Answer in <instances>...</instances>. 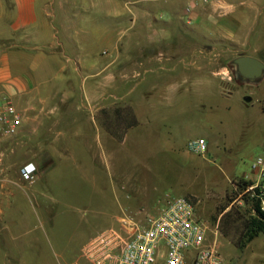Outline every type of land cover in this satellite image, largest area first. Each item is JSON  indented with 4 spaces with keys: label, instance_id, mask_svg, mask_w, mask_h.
<instances>
[{
    "label": "rangeland",
    "instance_id": "rangeland-1",
    "mask_svg": "<svg viewBox=\"0 0 264 264\" xmlns=\"http://www.w3.org/2000/svg\"><path fill=\"white\" fill-rule=\"evenodd\" d=\"M167 1L177 16L182 15L183 0ZM128 8L121 31L109 34L112 39L118 38L119 45L132 41L142 30L126 17ZM166 12L164 19L171 21L165 34L170 44L161 42L158 49L146 46L140 51V58L162 56L153 62L139 60L135 66L116 64L113 70L136 68L139 74L103 81V150L96 162L87 152L93 128L84 110H78L77 116L82 119L72 130L58 126L46 131L56 144L53 167L24 188L28 196L25 205L28 220L40 221L42 234L50 239L57 264L74 260L84 264L85 242L103 228H119L117 219L122 216L125 197L151 192L160 197H189L196 215L208 226L209 240L219 243L226 264H264V231L242 249L235 243L243 221L252 214L242 179L252 175L251 162L264 148V70L257 78H244L234 59L248 53L264 64V49L256 54L244 45L247 30L259 24V19L249 17V11L239 7L233 19L240 23L230 40L215 38L207 5L196 9L190 23L184 17L177 21ZM261 26L264 29V23ZM180 46L187 54L179 64L175 59L167 61L166 56H175ZM112 48V41H103L107 52L100 59L113 57ZM131 54L135 57L139 52L131 50ZM162 64L175 65V70L163 71ZM78 74H85L84 67L76 74L71 106L81 105ZM116 111L127 120L120 121L119 116L115 120ZM198 137L209 142L204 156L188 148V142ZM17 138L19 134L9 137L7 144L11 146ZM32 143L16 144L12 151L13 146L6 145L9 148L3 153L10 157L11 176L22 178L20 169L27 158L35 160L38 155L48 159L46 146L44 151ZM4 148L0 146V150ZM162 205L159 201L156 209ZM229 218L233 219L230 223ZM225 229L228 234H224Z\"/></svg>",
    "mask_w": 264,
    "mask_h": 264
},
{
    "label": "crops",
    "instance_id": "crops-1",
    "mask_svg": "<svg viewBox=\"0 0 264 264\" xmlns=\"http://www.w3.org/2000/svg\"><path fill=\"white\" fill-rule=\"evenodd\" d=\"M127 3L132 6L126 7ZM221 4L227 8L220 15L217 8ZM241 6L249 11V17L259 19V24L254 23L247 30L248 41L244 43L250 52L259 54L264 49L261 26L264 0H220L207 5L212 33L215 38L233 40L240 23L234 21L236 10ZM126 8L129 12L126 17L143 31L132 37L134 41L119 45L118 38L112 39L109 34L117 35L121 31ZM166 10L177 21L184 17L183 13L177 16L167 0H0V96L9 98L22 114L19 138L11 141V144L14 142L11 151L16 144L33 142L48 153H44L48 159L37 155L35 160L27 158L23 163L31 162L39 169L36 179L30 183L20 175L9 174L10 157L3 153L9 148L6 147L9 140L0 144L5 146L0 150V264H57L50 239L42 234L40 221L28 220L25 205L28 196L24 188L35 184L42 173L53 167L56 144L46 131L58 126L72 130L82 119L77 116L78 110H84L85 119L93 128L92 143L87 152L92 162H96L103 150V81L139 74L136 68L113 70L116 64L127 62L135 66L139 60L138 63L153 62L155 57L162 56L149 54L140 58V51L146 46L158 49L161 42L170 44L171 40L165 35L171 24L170 20L164 19ZM257 26H260L259 30H256ZM103 41H112L115 52L104 61L100 59L103 52H107L103 49ZM131 50H137L139 55L133 57ZM183 54L187 52L180 46L175 56H166V60L175 59L179 64ZM246 55L261 61L255 55ZM159 66L163 71L175 70V65ZM80 67L85 69V74H78L81 105L71 106ZM45 160L49 165L39 164ZM253 176L254 172L244 178ZM129 198L125 197L121 204L122 214L155 210L163 197L151 192Z\"/></svg>",
    "mask_w": 264,
    "mask_h": 264
},
{
    "label": "built area",
    "instance_id": "built-area-1",
    "mask_svg": "<svg viewBox=\"0 0 264 264\" xmlns=\"http://www.w3.org/2000/svg\"><path fill=\"white\" fill-rule=\"evenodd\" d=\"M220 0H183V15L190 23L200 6ZM219 13L225 12L223 4ZM22 114L7 97L0 96V144L18 133ZM193 153L206 155L207 141L198 137L188 142ZM2 154H0L1 157ZM1 159V158H0ZM252 178H244L243 193L252 214L264 211V148L251 162ZM22 178L33 182L37 167L28 162L20 169ZM237 188V185H234ZM154 213L122 214L119 228L106 227L83 245L84 264H226L216 239L209 240L208 226L198 218L187 196L164 195ZM69 264H83L74 260Z\"/></svg>",
    "mask_w": 264,
    "mask_h": 264
},
{
    "label": "trees",
    "instance_id": "trees-1",
    "mask_svg": "<svg viewBox=\"0 0 264 264\" xmlns=\"http://www.w3.org/2000/svg\"><path fill=\"white\" fill-rule=\"evenodd\" d=\"M119 116V117H118ZM116 117L120 118V121H126L127 118L123 117V114L116 111L114 119ZM135 122V120H133ZM132 125V124H131ZM245 183L246 181L242 179ZM225 215V214H224ZM228 214H226L227 216ZM229 223L232 222L233 219H228ZM228 220L226 221L228 223ZM264 231V211L256 209L254 214H251L248 218L243 221V230L241 231L238 239L236 240V245L238 248L242 249L247 243H249L255 236L259 234V232ZM224 234L226 233V229L224 230Z\"/></svg>",
    "mask_w": 264,
    "mask_h": 264
},
{
    "label": "water",
    "instance_id": "water-1",
    "mask_svg": "<svg viewBox=\"0 0 264 264\" xmlns=\"http://www.w3.org/2000/svg\"><path fill=\"white\" fill-rule=\"evenodd\" d=\"M238 72L249 79L257 78L263 71V63L256 57L249 55H239L234 59ZM249 100V97H246Z\"/></svg>",
    "mask_w": 264,
    "mask_h": 264
},
{
    "label": "flooded vegetation",
    "instance_id": "flooded-vegetation-1",
    "mask_svg": "<svg viewBox=\"0 0 264 264\" xmlns=\"http://www.w3.org/2000/svg\"><path fill=\"white\" fill-rule=\"evenodd\" d=\"M241 75V74H240ZM242 76V75H241ZM244 77V76H243ZM244 78H246V77H244ZM247 79H249V78H247Z\"/></svg>",
    "mask_w": 264,
    "mask_h": 264
}]
</instances>
